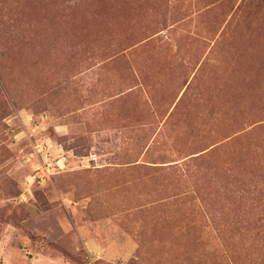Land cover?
Returning a JSON list of instances; mask_svg holds the SVG:
<instances>
[{
    "label": "rangeland",
    "instance_id": "obj_1",
    "mask_svg": "<svg viewBox=\"0 0 264 264\" xmlns=\"http://www.w3.org/2000/svg\"><path fill=\"white\" fill-rule=\"evenodd\" d=\"M263 198L264 0H0V264H264Z\"/></svg>",
    "mask_w": 264,
    "mask_h": 264
},
{
    "label": "built area",
    "instance_id": "obj_2",
    "mask_svg": "<svg viewBox=\"0 0 264 264\" xmlns=\"http://www.w3.org/2000/svg\"><path fill=\"white\" fill-rule=\"evenodd\" d=\"M41 146H39L38 151H41ZM47 159L46 161L40 162L35 168V178L40 182H46L51 180L53 173L56 170V167L53 162H50L48 159V154H45Z\"/></svg>",
    "mask_w": 264,
    "mask_h": 264
},
{
    "label": "crops",
    "instance_id": "obj_3",
    "mask_svg": "<svg viewBox=\"0 0 264 264\" xmlns=\"http://www.w3.org/2000/svg\"><path fill=\"white\" fill-rule=\"evenodd\" d=\"M58 156H59V158H57V160H58V162L60 164V167H64L65 168V166H66V157H65V155L59 154ZM33 180L35 181V177L34 176H33Z\"/></svg>",
    "mask_w": 264,
    "mask_h": 264
},
{
    "label": "trees",
    "instance_id": "obj_4",
    "mask_svg": "<svg viewBox=\"0 0 264 264\" xmlns=\"http://www.w3.org/2000/svg\"><path fill=\"white\" fill-rule=\"evenodd\" d=\"M237 131V130H236ZM236 131H234L232 134H230L228 137H230V139L225 143V146L227 145V144H231V142H233V141H235V140H237L238 138H239V135H234L235 133H236ZM232 135H234V137L232 136ZM256 190H259V189H256ZM259 195H262V193H259ZM264 199V198H263Z\"/></svg>",
    "mask_w": 264,
    "mask_h": 264
}]
</instances>
